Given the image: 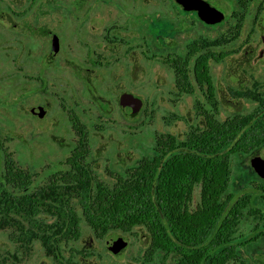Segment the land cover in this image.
<instances>
[{
	"label": "flooded vegetation",
	"instance_id": "af4514ba",
	"mask_svg": "<svg viewBox=\"0 0 264 264\" xmlns=\"http://www.w3.org/2000/svg\"><path fill=\"white\" fill-rule=\"evenodd\" d=\"M202 1L222 18L206 22L198 11L175 0H0V49L9 42L13 49L8 56L0 51V264H213L209 243L185 246L175 238L173 252L153 250L143 228L92 227L79 205V225L70 227L65 217L31 198L77 170L75 156L111 186L154 156L158 143L164 151L162 170L173 155L228 157L246 134L254 136L257 122L264 119V65L251 66L264 59V52L257 51V40L264 42V0ZM251 22L248 37L256 48L229 49ZM22 91L28 101L25 112L38 123L34 130L18 116ZM247 107L252 111L245 113ZM87 115L88 123L83 120ZM156 115L161 128L154 134L151 156L128 167L130 153L121 149L152 129ZM237 117L246 118L247 124L229 144V122ZM54 125H60V133L50 136L57 145L56 166L52 169L46 157L40 162L50 152L42 144L36 153L43 166H34V151L29 164H23L27 154L20 146L22 136ZM179 125L183 133L171 130ZM118 129L126 144L117 141L121 149L116 165L103 152L107 180L100 179L91 140ZM257 139L231 154V177L221 202L222 219L231 218L235 227L222 247L224 264H264V179L252 167L254 158L264 160V136ZM208 144L215 149L208 150ZM245 156L261 191L258 201L229 193L235 158ZM199 192L193 191L195 210L202 204ZM139 237L145 242L134 244ZM184 246L194 258H185ZM204 246L205 257L196 259Z\"/></svg>",
	"mask_w": 264,
	"mask_h": 264
},
{
	"label": "trees",
	"instance_id": "16d2710c",
	"mask_svg": "<svg viewBox=\"0 0 264 264\" xmlns=\"http://www.w3.org/2000/svg\"><path fill=\"white\" fill-rule=\"evenodd\" d=\"M246 124L247 119L239 117L229 122V144ZM257 126L254 136L246 134L228 157L214 154L173 155L162 170L160 164L164 151L158 143L154 156L140 161L111 186L94 177L92 170L78 164V156H75L72 162L77 170L69 171L62 184L53 182L31 198H38L35 204L50 206L52 213L65 217L70 227L79 225V205L85 221L92 227L143 228L149 235L153 250L162 247L173 252L175 238L185 246L209 243L213 264H224L226 255L222 247L231 241V229L235 227L231 218L222 219L225 208L221 202L231 177V154L264 136V119L257 122ZM196 147L199 148V144ZM205 147L215 149L209 144ZM195 188L200 190L198 196L202 202L197 210L191 208ZM46 198L51 200L50 204L46 203ZM185 246V258H194ZM229 252L231 256L234 251ZM205 254L204 246L197 250L195 258H203Z\"/></svg>",
	"mask_w": 264,
	"mask_h": 264
},
{
	"label": "rangeland",
	"instance_id": "374dc122",
	"mask_svg": "<svg viewBox=\"0 0 264 264\" xmlns=\"http://www.w3.org/2000/svg\"><path fill=\"white\" fill-rule=\"evenodd\" d=\"M24 1L25 0H21V2H23V3H24ZM42 1H44V0H42ZM59 1H61V0H59ZM54 3H56V1H54ZM227 11H228V14H231L232 9L228 8ZM255 12L256 11H254V13ZM254 13L252 15H254ZM253 17L254 16H250L251 21H252ZM262 26L264 27V23H262ZM252 29H253L252 22L246 24V28L244 31V37L242 39H240L239 42H236V43L230 45L229 49H232V50L239 49L240 45H245V46L247 45L248 49L256 48L257 43H250V40H249L250 38L248 37V34H249L250 30L252 31ZM5 41H3V42L5 43ZM257 42L259 43V46H260L259 50H257V51H263L264 52V42L261 40H257ZM9 43L10 44L5 43V49L4 50L0 49V51L3 52L2 54L4 56H8V54H9L8 50H13L11 42H9ZM254 52H256V51H254ZM263 65H264V59L260 63H257V62L253 63L251 66L253 69H256V68L261 67ZM262 74H264V71L262 72ZM23 93L24 92L22 91L21 95ZM17 104L19 106L18 101H17ZM27 104H28V101H26L25 95L23 94L20 98V112H19L18 116H19L20 122L22 124H26V125L33 124L34 125L33 130H34L35 125L37 126L38 123H37L36 119L33 120V118L31 116L29 117L27 115V113L25 112ZM252 109H253L252 107H247V109L245 110V113L251 112ZM156 118H157L156 119L157 121L152 123V126H151L152 129H149V131H147V132L141 133L139 135L140 136L139 139L134 137L132 139V141L129 140V143H130L129 147H131V150L129 147L127 148V145H126L127 149H124V148L121 149L120 148L121 145L117 141L121 140L124 144H126V142H125L124 138L118 137V135H121L119 133V129L117 132H114L112 130L106 131L105 137L97 136L98 138H92L91 144H92V146H94V152L92 154V159L96 160L97 174H98L100 179L107 180V176L105 173V168H106L105 157H106V155L110 156V158H111L110 163L112 165H116V163L119 161V156H118L119 149H121V151H124V150L129 151L131 160H130L128 167L133 165L138 158H141V156H151L152 149H153V143H154V134H155V132H157L161 128V122H159L161 120L159 119V115ZM83 120H84V122L88 123L89 122L88 115L86 117L83 116ZM41 123L43 124V122H41ZM59 127H60V125H54L51 128H47L45 132L39 130L37 132H31L29 134L22 136V139L20 140V142H21L20 146L22 147L23 152L26 153L28 156L27 157L24 155V161H22V163L25 164V162H26L27 164H29L30 152L34 151V155H33L34 163L33 164H34V166H36V168H40L42 164L40 165L37 163L39 161V155L37 156V153H38V144H40V145L42 144V145L46 146L50 150V152H47L43 156L44 158H41L40 162L43 163L46 158L49 159L47 163L53 169L56 166L57 160H58L57 156H55L56 152H57V150H56L57 145L51 140L50 136L51 135H53V136L58 135L60 133ZM178 127H180V128H175L173 126V128H171V130L174 129L173 132L183 133L184 132L183 128L180 125ZM91 134H93V131H91ZM70 135L72 136L71 131H70ZM112 136H116L117 139H115V141L114 140L111 141ZM71 138L74 141H76V139H77L75 136H72ZM138 140H139V143H137ZM98 150H100L99 154H98ZM36 151H37V153H36ZM104 151H106L105 153H108V154L103 155ZM128 156H129V154H128ZM262 156L264 157V150L262 151ZM130 157H128V158H130ZM249 159L250 158L248 156L235 158L234 165H233L232 183L230 186L229 193L232 194L234 196V198L245 196V195H250V196L252 195V197L258 201L259 195H261V191L258 189V186L254 183V181H253L254 179L250 175V171L247 168V165L249 164ZM28 167L31 168L30 165ZM52 171L53 170H51V172ZM47 172H50V171H47ZM244 232H245V234H247L248 227L244 228ZM3 241H4V237L0 236V242H3ZM133 242H134V244L135 243H143V242H145V240H142V237H139L138 239H134Z\"/></svg>",
	"mask_w": 264,
	"mask_h": 264
},
{
	"label": "water",
	"instance_id": "95a60500",
	"mask_svg": "<svg viewBox=\"0 0 264 264\" xmlns=\"http://www.w3.org/2000/svg\"><path fill=\"white\" fill-rule=\"evenodd\" d=\"M187 10H196L199 12L201 19L206 22L214 23L222 18V14L215 9L207 7L202 0H175ZM252 167L255 172L264 179V160L261 158H254L252 160Z\"/></svg>",
	"mask_w": 264,
	"mask_h": 264
}]
</instances>
